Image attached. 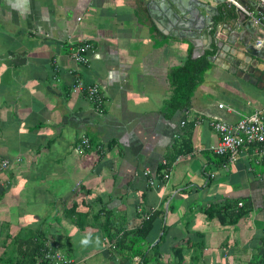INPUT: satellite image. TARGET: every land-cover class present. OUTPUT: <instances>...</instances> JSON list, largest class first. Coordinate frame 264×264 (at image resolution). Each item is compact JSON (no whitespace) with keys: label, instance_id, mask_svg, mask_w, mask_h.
Listing matches in <instances>:
<instances>
[{"label":"crops","instance_id":"crops-1","mask_svg":"<svg viewBox=\"0 0 264 264\" xmlns=\"http://www.w3.org/2000/svg\"><path fill=\"white\" fill-rule=\"evenodd\" d=\"M171 1L0 0V159L9 161L0 172V264H41L21 257L39 243L69 264H124L107 242L108 214L130 229L160 211L148 241L166 224L164 262L176 247L187 264H249L263 251L264 162L249 146L234 158L213 153L209 118L234 123L264 111V38L256 45L264 31L238 27L247 45H233L221 27L226 51L189 106L172 111L170 70L210 52L212 25L237 23L223 17L224 0H207L205 21ZM81 41L93 47L87 64L69 57ZM75 77L103 91V111L72 90ZM82 136L89 145L78 153ZM212 205L219 212L209 218ZM87 234L100 245L81 247Z\"/></svg>","mask_w":264,"mask_h":264},{"label":"trees","instance_id":"trees-1","mask_svg":"<svg viewBox=\"0 0 264 264\" xmlns=\"http://www.w3.org/2000/svg\"><path fill=\"white\" fill-rule=\"evenodd\" d=\"M221 5L222 11L227 14L228 18L232 19L237 16V10L233 5H229L226 2ZM222 13L223 12L220 14ZM209 54L210 52L195 58L188 57L183 65L173 67L170 70L169 77L173 87V95L168 102V107H170L172 111L182 110L189 106L190 98L195 89L201 84L204 72L212 65L207 57ZM248 211L249 207L247 205L239 209L237 213L228 220L229 223L236 222ZM217 212H219V210H216L214 205H212L206 209V216L213 218ZM160 215H163L161 211L160 213L155 212L150 214L148 218H145L144 214L142 216L140 215V222L135 225V227L129 229L127 223L118 220L113 214H108L106 221L108 224L106 234L107 242L109 246H113L115 250L120 253L124 260V264H130L132 262L136 264H187L184 260L185 255L182 253L181 247L173 249V260L164 262L161 259L162 253L159 246L164 241L166 235V224L162 225V234L155 244H153L154 240L148 241V235L153 229L156 219L158 217L161 218ZM219 217L223 219L225 216ZM45 249H47V247L43 243L35 244L32 252L29 251V253L26 251V254L21 252V257L24 260V258H28V256L36 255L38 258L41 257L43 259V261L41 260V264H50V261L43 257L45 253L42 252ZM249 264H264V248Z\"/></svg>","mask_w":264,"mask_h":264},{"label":"built area","instance_id":"built-area-1","mask_svg":"<svg viewBox=\"0 0 264 264\" xmlns=\"http://www.w3.org/2000/svg\"><path fill=\"white\" fill-rule=\"evenodd\" d=\"M229 5H233L236 9L242 11L247 17L254 21V24L263 28L264 31V2L261 0H249L257 3L261 8L259 15L255 16L253 11L248 7H243L239 0H224ZM263 39L259 40L256 45H261ZM92 45L88 41H81L79 43L69 46V57L78 64H87L88 53L92 51ZM71 72V71H69ZM73 91H84L87 99L94 104L98 111H103L105 103V96L103 91L96 84L84 85L80 77H75L72 84ZM219 107H223L220 103ZM230 109L229 107H227ZM211 128L217 133V143L210 145L209 149L216 154H229L231 158L239 149L245 146L252 147L259 158L264 162V111L257 109L249 115L241 116L236 122L230 123L216 116L209 118ZM89 145V140L86 136H82L79 144L76 147L78 153H82L84 148ZM9 161L7 159H0V172L7 170ZM163 177H169L165 173ZM241 204V203H239ZM150 214H145L144 217L148 218ZM44 257L53 264H67L70 260L64 257L61 253L55 250H47Z\"/></svg>","mask_w":264,"mask_h":264},{"label":"water","instance_id":"water-1","mask_svg":"<svg viewBox=\"0 0 264 264\" xmlns=\"http://www.w3.org/2000/svg\"><path fill=\"white\" fill-rule=\"evenodd\" d=\"M261 1L264 2V0H261ZM239 2L245 8L249 6L248 4L249 2L254 3L253 1H249V0H239ZM171 3L175 4L176 10L179 13L191 12L192 14L197 15L200 18V21L202 20V18H204L203 19L204 21L206 20L205 18H207L206 16H209L210 8H211L207 0H175V1H171ZM236 10H237V16L235 18H232V19H235L234 21L237 23L236 28L234 30L230 29L229 23L227 22H221L220 24H217L216 26L212 25L211 28L216 31H214L212 38H211V42L209 46L207 47V49L211 53L207 56L210 62H214L216 59H219L220 57H222V53L225 52L227 49V43L234 45L236 40H238L239 38L240 41H242L245 45H247V43L243 40V38L238 35L239 31L237 30V28L238 27L242 28L243 32L252 31L254 29L255 24L252 19L250 18L247 19L246 15L242 11L238 9ZM258 10H261V8L259 7ZM202 11H204L206 15H204ZM223 17L227 18V14L223 13ZM221 27H224L229 30L226 33L227 43H225L224 39H222L218 35L221 30ZM259 28L263 30L262 27L259 26ZM242 34H245V33H242ZM261 38L262 39L264 38V32L263 34H261Z\"/></svg>","mask_w":264,"mask_h":264},{"label":"clouds","instance_id":"clouds-1","mask_svg":"<svg viewBox=\"0 0 264 264\" xmlns=\"http://www.w3.org/2000/svg\"><path fill=\"white\" fill-rule=\"evenodd\" d=\"M79 244L81 247L99 246L100 238L97 236L95 239H93L91 234H87L80 239Z\"/></svg>","mask_w":264,"mask_h":264}]
</instances>
